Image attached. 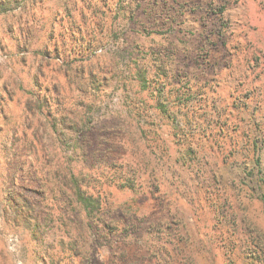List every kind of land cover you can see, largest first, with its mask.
<instances>
[{"label": "rangeland", "instance_id": "obj_1", "mask_svg": "<svg viewBox=\"0 0 264 264\" xmlns=\"http://www.w3.org/2000/svg\"><path fill=\"white\" fill-rule=\"evenodd\" d=\"M139 67L147 106L160 90L165 110L180 97L209 127L189 136L203 173L159 163L147 216L185 218L181 243L198 264H264V0H0V264H93L66 183L78 171V117L114 156L149 153L152 134L134 139L128 114ZM156 123L176 156L172 119ZM203 226L215 244L198 241Z\"/></svg>", "mask_w": 264, "mask_h": 264}, {"label": "trees", "instance_id": "obj_2", "mask_svg": "<svg viewBox=\"0 0 264 264\" xmlns=\"http://www.w3.org/2000/svg\"><path fill=\"white\" fill-rule=\"evenodd\" d=\"M144 74L145 71L141 73L139 67L138 78L135 80L136 83L139 82L136 91L138 104L128 109V114L135 121L134 139L147 137V133L148 136L152 134V138H147L150 140L144 145V148L150 149L149 153L152 155L141 152L138 158L133 160L114 156L113 144L106 138L97 136L95 123L85 126L84 114H81L78 117V171H70L66 183L74 201L78 203L79 211L83 214L82 222L88 228L89 235L84 238L88 241L86 251L94 255L93 264H198L188 248L181 243L183 237L191 235L185 218L181 225H177L173 218L181 217L173 213L163 220L147 216L142 201L153 199V194L159 192L157 185L151 191L146 190L148 183H159V163L177 176L186 171L203 173V164L191 154L190 144L194 142L191 143L189 136L194 129L192 125L199 126V121L203 122L204 119H201V115L196 116L195 111L190 110L185 101L179 100L180 97H176L178 101H173L175 109L170 107L165 110L164 106L158 103L161 94L157 89L153 91L155 94L149 96L154 104L147 106V97L143 94L147 88ZM176 114H180L183 119L175 118ZM159 115L172 119V135L178 136L175 142L181 144L177 147L176 156L170 153L172 142L162 138L161 129L156 123ZM146 126L148 127L145 128ZM208 128L207 125L202 126L199 132L206 136ZM220 129L226 130L227 127L222 124ZM91 133L92 140L88 139ZM249 146L248 143L241 145L246 148ZM251 146L253 153L257 151L256 143H251ZM250 161L257 168L262 167L259 157ZM258 181L262 187L264 174L259 176ZM118 193L130 197L131 203L127 206L119 202L117 204ZM257 198L264 202V191ZM13 209L18 211L16 205ZM36 228L35 226L34 231ZM202 228L201 233L207 239L203 238V241L200 238L198 241L203 245H211L213 242L215 244L218 237L215 233L217 228L211 227L210 230L216 234L212 237L208 236L209 230L206 226ZM31 234L34 237L36 232ZM88 236L91 238L87 239ZM101 251L106 254L102 256ZM177 256L183 257L184 262L174 260Z\"/></svg>", "mask_w": 264, "mask_h": 264}]
</instances>
